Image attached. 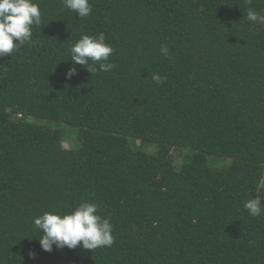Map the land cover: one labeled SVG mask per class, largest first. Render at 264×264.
Segmentation results:
<instances>
[{
    "label": "trees",
    "instance_id": "16d2710c",
    "mask_svg": "<svg viewBox=\"0 0 264 264\" xmlns=\"http://www.w3.org/2000/svg\"><path fill=\"white\" fill-rule=\"evenodd\" d=\"M36 2L41 26L0 56V264H264V213L243 206L264 165V22L247 18L264 0H89L86 18ZM101 32L115 67L74 65ZM85 201L114 243L43 250L34 218Z\"/></svg>",
    "mask_w": 264,
    "mask_h": 264
},
{
    "label": "clouds",
    "instance_id": "9594fccd",
    "mask_svg": "<svg viewBox=\"0 0 264 264\" xmlns=\"http://www.w3.org/2000/svg\"><path fill=\"white\" fill-rule=\"evenodd\" d=\"M64 7L75 12L78 17L86 18L92 12L89 0H62ZM250 21L264 22L255 10L247 11ZM33 26H41V11L36 0H0V56L12 55L25 42H30L33 35ZM71 61L74 65L98 64L99 71H111L115 64L108 62L113 52L111 44L106 42L103 32L98 35L81 34L80 38L70 47ZM164 56L168 55V48H161ZM94 75L95 67H87ZM76 67L68 69L66 75L71 78L76 74ZM156 83H163L164 77L153 74ZM258 188L254 196L248 195L244 201V209L253 216L264 213V196ZM34 225L42 235L37 238L43 250L52 251L57 248L70 249L80 246L84 249L95 250L101 247H110L114 243L113 226L109 218L98 214V205L92 202H81L68 212L54 210L44 212L34 218Z\"/></svg>",
    "mask_w": 264,
    "mask_h": 264
},
{
    "label": "rangeland",
    "instance_id": "374dc122",
    "mask_svg": "<svg viewBox=\"0 0 264 264\" xmlns=\"http://www.w3.org/2000/svg\"><path fill=\"white\" fill-rule=\"evenodd\" d=\"M37 123L42 124L43 121L37 120ZM49 125L52 128L60 130L64 134V139L62 141V146L64 148H78L79 142L76 138L77 136V128L72 127L69 125H66L61 122H49ZM137 145H139V142H136ZM153 145L144 143L143 149L147 152H152ZM182 150V151H179ZM179 150H172L171 151V157L173 158V163L176 167L180 166L184 160V158L191 153V150L188 148H182ZM230 159L227 157H209L208 164L211 167L219 168L227 165L229 163ZM258 188H264V165H263V171H262V177L259 183ZM260 194L264 196V189L260 190Z\"/></svg>",
    "mask_w": 264,
    "mask_h": 264
}]
</instances>
